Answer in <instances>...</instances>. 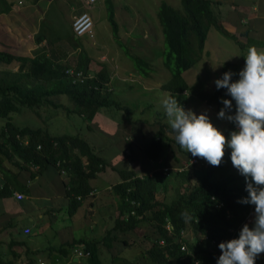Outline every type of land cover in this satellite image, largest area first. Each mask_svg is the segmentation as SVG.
Wrapping results in <instances>:
<instances>
[{
  "label": "trees",
  "instance_id": "1",
  "mask_svg": "<svg viewBox=\"0 0 264 264\" xmlns=\"http://www.w3.org/2000/svg\"><path fill=\"white\" fill-rule=\"evenodd\" d=\"M180 2L183 12L165 2L160 4L158 10L163 41L167 48L164 66L169 69L171 75L163 86L176 93H182L188 88L182 72L196 63L198 53L203 51L208 29L213 26L223 33L221 23L213 10L212 0ZM9 9L8 5H3L0 7V13ZM110 22L116 32L117 24L113 14L110 15ZM77 39L78 37L72 35L68 43L76 47ZM81 51L78 52L76 62L71 64L67 59L61 61L53 53L47 56L41 49L32 57L0 50V62L8 65L18 64L21 72L26 70L25 77L58 84L50 88L36 85L29 87L19 78L0 82V117L6 119L0 130V153L8 158L17 157L18 163H30L38 169L47 164L56 165L57 162L59 169L71 168L74 179L70 190L74 193L69 207L70 215H73L81 202L78 196L89 191L87 181L105 167L104 159L93 150L87 139L78 134L52 135L46 129L17 126L11 122V113L18 112L22 106L34 110L36 114L39 113L37 108L43 105L59 107L61 105L57 104L53 97L66 95L74 103V111L84 119L92 120L103 107L123 109L128 115L130 108L114 99L106 89L109 74L104 66L96 69L94 75L85 82L74 83L66 76L65 69L70 66L82 69L84 73L90 70V59ZM134 59L138 69L142 70L140 60L135 56ZM243 66L231 68L232 80L239 78L238 73ZM207 96V101L215 104L218 110L220 106L223 107L222 98L231 99L226 89L216 87ZM232 103L234 107L235 101ZM234 129L235 125L231 123L225 136ZM170 133L176 134L170 126L159 125L158 130L144 146L148 158L156 161L162 157V152L159 151L161 146L166 144L164 141L168 142V146L174 143L180 147ZM186 154L187 159L193 157L191 153ZM229 160L230 151L227 150L219 166H212L207 161L205 167L200 164L190 165L193 166L194 172L197 168L205 170L191 186L189 172L186 169L179 170L177 173L181 185L176 198L168 202L158 200L155 196L157 180L159 176H163L162 172L155 171L152 175L139 177L132 170H125L124 181L114 187L119 196V212L113 226L105 231L101 239L84 241L82 250L85 254L88 253L87 264H103L100 258L101 247L111 249L120 242L126 246L133 244L126 238L119 237L122 233L131 232L142 221L149 224V230L144 233L143 238L150 241L144 252L151 263L213 264L221 254L219 243L230 240L232 236L230 229H236L235 236L238 238L240 223L246 220L251 226L254 218V205L238 202L248 196L245 178L238 170L230 172L224 169ZM182 184L185 186L182 187ZM0 190V194L4 195L6 185H2ZM219 203L222 205L217 206ZM167 224L170 225L169 229ZM181 231H190L192 240L183 239ZM183 242L187 250H181Z\"/></svg>",
  "mask_w": 264,
  "mask_h": 264
},
{
  "label": "rangeland",
  "instance_id": "2",
  "mask_svg": "<svg viewBox=\"0 0 264 264\" xmlns=\"http://www.w3.org/2000/svg\"><path fill=\"white\" fill-rule=\"evenodd\" d=\"M163 2L179 12H183L180 0H98L92 5H86L83 0H0V7L8 5L15 9L14 17H11L10 14L8 16L6 13H0V45L7 46L8 50L13 52L21 50L20 47H28L30 44H40V42L42 44L40 45L46 48L53 43L66 42L67 45H70L68 42L73 35L71 30L73 17L87 11L94 20V36L89 38V34L83 35L77 39V45L82 53L92 59L88 72L94 75L95 70L101 66H105L107 71H111L113 65H120V69L121 67L126 69L121 73L123 76H127V79L121 80L118 75L111 83H107L106 89L114 99L130 108L127 115L123 109L103 107L99 109L94 119L88 120L74 111L75 105L66 95H59L53 99L61 106L43 105L37 108L39 112L37 114L34 110L22 106L18 112L11 113V122L17 126L46 129L52 135L78 134L87 139L93 149L98 150L99 146L106 148L115 141L111 132L112 119L117 123L124 124L126 117L129 116L131 125L132 123L134 125L133 129L130 128V125L126 128H123L119 123L117 125L118 135L125 140L120 141L124 145L121 146L123 149L126 142L128 143L136 133H139L140 130L136 132L137 126L135 125L138 123L140 126L141 120L150 122L147 123L148 130H142L149 137H152L160 124L170 126L162 100L168 94H172L185 110L191 109L196 114H206L214 126L225 134L232 122L218 118L217 113L222 106L218 110L215 104H210L207 101V95L214 91L215 80L222 78L223 73L245 64L244 57H246L248 49L256 47V45L251 42V39L248 42H238L211 26L206 35L203 51L198 53L196 63L192 68L182 72V77L187 82L188 88L183 93L167 91L163 85L169 81L171 75L169 69L164 66L167 48L163 41L162 27L158 19V10ZM111 14L117 24L116 32L110 22ZM21 43L23 46H20ZM256 48L263 49L262 47ZM101 55L105 56L100 58ZM134 56L140 60L142 70L138 69ZM18 66L15 63L8 65L0 62V82L4 83L19 78L29 87L36 85L50 88L58 85L57 83L50 84V82L29 79L25 77L26 70L21 72ZM127 69L132 74L128 73ZM233 111L235 112V105L231 110L232 114ZM5 121V118L0 117V130ZM170 135L174 139L176 134L170 133ZM164 142L166 144L164 143L165 145H162L159 151L162 152V157L168 154L169 157H180L183 163L189 162L186 153L190 152L181 149L174 143H170L168 146V142ZM227 150L231 152L230 148H226L225 151ZM203 161L205 167L207 162ZM185 167L190 175V186L196 183L205 172L200 168L194 172L193 166L190 165ZM224 169L230 172L237 170L233 167L231 160ZM158 181L156 198L167 202L175 199L179 185H181L180 176H176V174L168 177L162 176ZM99 213H102V217H104L102 210ZM98 215L97 217H99ZM93 219L97 221V218L93 217ZM98 223L96 229L100 232L101 229H105L104 226L101 227L105 221H98ZM113 224L114 219H109L106 222L108 227ZM148 227V222L142 221L133 229V232L126 233L125 238L133 244L126 246L120 242L111 249L101 247L102 263L153 264L144 252L145 248L150 245V241L143 238L144 233L149 230ZM83 228L86 229L80 231L79 234L86 233L88 237H98L99 233L93 234L87 223L82 225L79 230ZM35 231L38 233V226L35 227ZM31 238L34 241L38 239V243L42 245H46L48 240L46 236L42 235ZM119 238L123 239L124 236ZM183 239L192 240L190 231L185 234ZM0 251L6 253L7 249L1 245ZM260 263L262 262L256 258L255 264ZM17 264H27L24 254L21 255ZM79 264H87V257H81Z\"/></svg>",
  "mask_w": 264,
  "mask_h": 264
},
{
  "label": "crops",
  "instance_id": "3",
  "mask_svg": "<svg viewBox=\"0 0 264 264\" xmlns=\"http://www.w3.org/2000/svg\"><path fill=\"white\" fill-rule=\"evenodd\" d=\"M212 1L213 10L222 26V34L238 42H248L251 39L256 47H262L264 50V0ZM14 10L11 7L4 13L14 17ZM40 44L34 43L28 47H20L21 50L15 52L9 51L5 45H0V50L32 57L38 49H41L47 56L53 53L61 61L67 59L71 61V64L76 62L80 51L77 45L73 47L67 45L66 42L53 43L47 48ZM20 46H23L22 43ZM104 56L101 55L100 58ZM88 58L91 64L92 59L89 56ZM125 70L122 67L120 69V65H113L112 70L108 71L109 83L118 75L121 80L127 79V76L121 73ZM127 72L132 74L130 70ZM128 117L124 124L118 123L123 128L130 125L129 127L133 129L134 125L133 123L131 125V119ZM112 120L111 132L115 141L109 147L99 146L98 150L93 149L104 159L106 165L87 181L89 191L78 196L81 202L73 215L69 213L74 193L70 190L72 179H74L71 168L64 170L59 169L57 164H47L38 169L30 163H18L17 157L8 158L0 153V187L6 185L5 194H0V246L4 245L8 251V253L0 251V264H17L22 254L25 255L27 264H38L39 261L45 264H79L81 257H87L82 250L84 241L101 239L105 231L110 228L106 226L107 220L114 219L115 221L119 212V196L114 187L124 181L125 170H132L139 177L152 175L155 171L162 172L163 177L172 174L179 176L177 168L185 164L180 157H169L166 154L165 157L155 161L146 156L144 146L151 137L144 134L142 130H148L147 123L150 122L141 120L140 126L137 123L136 132L140 130L139 133H136L130 141L128 140L129 142H126V146L122 149L121 146L124 145L120 141L125 140L118 135V123ZM117 147L119 149H116ZM165 166L170 168L167 173L163 172ZM161 178L159 176V179ZM158 183L159 181L156 189ZM15 192L21 193L23 198L17 199ZM100 210L104 212V217L102 213H99ZM93 217L97 218V221ZM98 221H105L103 225L101 224V227L104 226L105 229H101L100 232L96 229ZM86 223L93 234L99 233L98 237H88L86 233L79 234L80 231L86 229L79 230ZM37 226L39 227L38 233L35 231ZM24 228H29L30 232L25 234ZM36 235L46 236L48 238L46 245L39 244L38 239L34 241L31 238ZM125 235L122 233L121 237L125 238ZM257 259L262 262L260 264H264V253H261Z\"/></svg>",
  "mask_w": 264,
  "mask_h": 264
},
{
  "label": "clouds",
  "instance_id": "4",
  "mask_svg": "<svg viewBox=\"0 0 264 264\" xmlns=\"http://www.w3.org/2000/svg\"><path fill=\"white\" fill-rule=\"evenodd\" d=\"M244 59L238 79L232 80L233 73L226 71L215 80L216 88L226 89L231 97L222 98L223 107L217 113L218 118L235 125L228 136L206 114L185 110L174 95L168 94L162 100L181 149L219 166L226 148H230L231 163L245 178L248 196L238 202L254 205L252 225L245 223L238 238L219 243L221 254L217 264H255L264 253V50L250 47Z\"/></svg>",
  "mask_w": 264,
  "mask_h": 264
},
{
  "label": "built area",
  "instance_id": "5",
  "mask_svg": "<svg viewBox=\"0 0 264 264\" xmlns=\"http://www.w3.org/2000/svg\"><path fill=\"white\" fill-rule=\"evenodd\" d=\"M98 0H83V2L86 4V5H92L94 3H96ZM89 26V27H88ZM93 26H94V20L92 18V16L86 11L85 13H80L76 16L73 17V20L71 22V30H72V34L75 36V37H81L83 35H86V34H89V37H93ZM65 74L68 78H70V80L72 82H85V80L87 78H91L92 75L87 72V73H84L82 69H75L74 67H68L65 69ZM203 160L198 158V157H191L189 159V162L186 164V165H192V164H200V165H203L204 164V161L202 162ZM206 161V160H205ZM59 164V162H57V165ZM183 164V166H179L177 169L178 170H184L186 169V165ZM169 167L165 166L163 167V172L167 173L169 171ZM15 197L17 199H22L23 198V195L19 192H15L14 193ZM213 199V197H212ZM222 205V203H219L217 204V206H220ZM133 213V212H131ZM249 215V214H248ZM247 215V217H248ZM246 223V220H243L239 227L238 228H241L244 224ZM167 228L169 229L170 228V225L167 224ZM24 233L25 234H28L30 232V229L29 228H24ZM231 233H232V236L230 239H233V238H236V229L235 228H232L230 229ZM186 232L185 231H181V236L182 238L185 236ZM181 250H187V247H186V244L183 242L182 245H181ZM88 255V253H86ZM217 260L218 258L213 261V264H217ZM38 264H45V262L43 261H39Z\"/></svg>",
  "mask_w": 264,
  "mask_h": 264
},
{
  "label": "bare ground",
  "instance_id": "6",
  "mask_svg": "<svg viewBox=\"0 0 264 264\" xmlns=\"http://www.w3.org/2000/svg\"><path fill=\"white\" fill-rule=\"evenodd\" d=\"M89 27V26H88Z\"/></svg>",
  "mask_w": 264,
  "mask_h": 264
}]
</instances>
